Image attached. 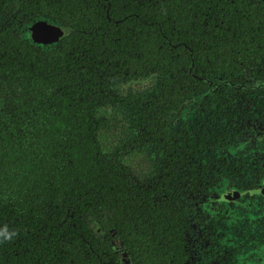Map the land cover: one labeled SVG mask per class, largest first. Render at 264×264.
Listing matches in <instances>:
<instances>
[{
  "label": "flooded vegetation",
  "instance_id": "obj_1",
  "mask_svg": "<svg viewBox=\"0 0 264 264\" xmlns=\"http://www.w3.org/2000/svg\"><path fill=\"white\" fill-rule=\"evenodd\" d=\"M209 1L168 30L147 20L109 29L112 62L97 85L108 154L97 169L112 172V196L99 193L88 222L97 264H264V2ZM23 8L33 11L14 29L38 61L59 44L71 54L81 40L96 43L40 14L52 6ZM40 20L62 37L31 38ZM150 40L161 42L152 53Z\"/></svg>",
  "mask_w": 264,
  "mask_h": 264
},
{
  "label": "trees",
  "instance_id": "obj_2",
  "mask_svg": "<svg viewBox=\"0 0 264 264\" xmlns=\"http://www.w3.org/2000/svg\"><path fill=\"white\" fill-rule=\"evenodd\" d=\"M209 2L99 0V9H88L96 2L75 0L83 11L70 12L64 0H0V264H97L88 222L97 218L99 193L112 196V172L105 166L100 178L97 169L108 154L98 131L97 85L112 62L104 50L115 43L109 29L116 20H147L168 30L169 21ZM246 2L236 0V7ZM38 4L53 7L40 14L74 24L96 43L81 40L71 54L59 44L41 61L33 58L14 28L33 11L23 7ZM131 5L141 8L124 9ZM160 44L150 40V52Z\"/></svg>",
  "mask_w": 264,
  "mask_h": 264
},
{
  "label": "water",
  "instance_id": "obj_3",
  "mask_svg": "<svg viewBox=\"0 0 264 264\" xmlns=\"http://www.w3.org/2000/svg\"><path fill=\"white\" fill-rule=\"evenodd\" d=\"M264 2V0H262ZM31 38L36 39L37 42L51 43L56 39L62 37L64 30L55 25L49 24L46 20H40L32 25L30 28Z\"/></svg>",
  "mask_w": 264,
  "mask_h": 264
}]
</instances>
